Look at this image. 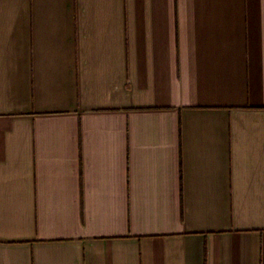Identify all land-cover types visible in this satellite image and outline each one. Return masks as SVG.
Listing matches in <instances>:
<instances>
[{
  "label": "crops",
  "instance_id": "obj_1",
  "mask_svg": "<svg viewBox=\"0 0 264 264\" xmlns=\"http://www.w3.org/2000/svg\"><path fill=\"white\" fill-rule=\"evenodd\" d=\"M0 264H264V0H0Z\"/></svg>",
  "mask_w": 264,
  "mask_h": 264
}]
</instances>
